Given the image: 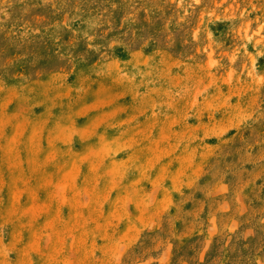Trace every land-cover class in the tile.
<instances>
[{
	"label": "rangeland",
	"instance_id": "374dc122",
	"mask_svg": "<svg viewBox=\"0 0 264 264\" xmlns=\"http://www.w3.org/2000/svg\"><path fill=\"white\" fill-rule=\"evenodd\" d=\"M0 264H264V0H0Z\"/></svg>",
	"mask_w": 264,
	"mask_h": 264
}]
</instances>
